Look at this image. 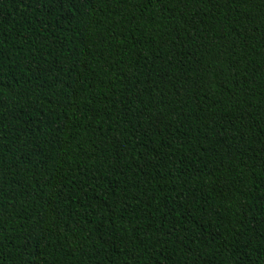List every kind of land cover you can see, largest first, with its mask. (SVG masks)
Segmentation results:
<instances>
[{
    "label": "trees",
    "instance_id": "1",
    "mask_svg": "<svg viewBox=\"0 0 264 264\" xmlns=\"http://www.w3.org/2000/svg\"><path fill=\"white\" fill-rule=\"evenodd\" d=\"M0 264H264V0H0Z\"/></svg>",
    "mask_w": 264,
    "mask_h": 264
}]
</instances>
